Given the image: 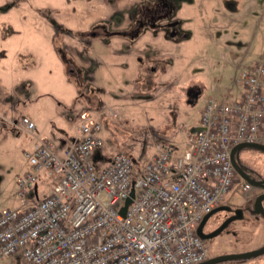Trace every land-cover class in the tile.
Instances as JSON below:
<instances>
[{"label":"built area","instance_id":"obj_1","mask_svg":"<svg viewBox=\"0 0 264 264\" xmlns=\"http://www.w3.org/2000/svg\"><path fill=\"white\" fill-rule=\"evenodd\" d=\"M237 82L240 96L206 101L198 131L178 155L161 143L143 164L115 153L100 167L95 153L103 146L102 123L87 111L61 156L49 138L37 137L23 151L28 170L16 179L22 207L0 213V258L18 255L26 264L206 261L197 227L235 186L231 151L243 143L264 145V64L255 63ZM20 127L33 134L36 125L22 117ZM36 185L44 191L30 202ZM239 189L248 192L251 185L241 179Z\"/></svg>","mask_w":264,"mask_h":264},{"label":"rangeland","instance_id":"obj_2","mask_svg":"<svg viewBox=\"0 0 264 264\" xmlns=\"http://www.w3.org/2000/svg\"><path fill=\"white\" fill-rule=\"evenodd\" d=\"M204 8L207 11L202 15ZM159 33H165L171 41L182 40L183 56L192 61L189 69H181L180 82L193 80L208 90L217 74L222 75L227 68L222 59L229 58L230 63L244 56L250 63L244 71L256 62L264 63V0H0V104L13 109L21 99V112L70 132L73 125L68 119H72L74 106L84 94L92 92L85 67L93 63L95 56L109 55L104 44L111 39L131 41L139 36L135 45H140L142 40L151 42ZM160 62L164 61L148 64L153 69ZM207 64L212 67L207 68ZM10 65L14 69L2 68ZM141 65L147 66L143 61ZM150 76L146 74V81L150 82ZM237 92L238 89L233 94ZM205 94L206 98L208 91ZM201 104L202 100H198L193 109L173 105L178 111L167 113V118L172 116L175 123L180 117L179 123L186 126L185 122L197 121ZM64 108L67 119L60 113ZM102 113L113 114L108 106ZM5 115L0 110V132L7 134L0 136V213L22 207L16 195L15 176L26 172L28 166L22 155L27 134H14ZM112 119L119 133L115 142L118 147L113 146L116 153L129 154L139 164L148 161L152 148H147L161 144L164 131L154 125L144 129L125 127L117 114ZM140 149H147V154H140ZM243 151L246 154L241 159L264 179V152L250 148ZM240 184L241 177L237 176L223 204L230 207L231 213L218 211L204 227V231H213L235 209L242 210V219L231 222L218 236L206 241L209 258L264 246L263 231L257 224L264 218H253L250 212L254 211L255 190L242 193ZM11 259L14 257L0 258V264ZM20 259L22 262L15 264H26ZM227 264H264V255Z\"/></svg>","mask_w":264,"mask_h":264},{"label":"crops","instance_id":"obj_3","mask_svg":"<svg viewBox=\"0 0 264 264\" xmlns=\"http://www.w3.org/2000/svg\"><path fill=\"white\" fill-rule=\"evenodd\" d=\"M206 11V8H204V12H201V14L204 15ZM256 27L258 28L257 24ZM111 37L115 36L113 35ZM138 37L131 41L128 39H111L110 42L104 44L109 50V55L95 56L93 58L94 64L91 63L88 66L89 69L85 67L87 68L86 73L88 80L90 84H92V92L90 90L88 96L84 94L80 102L78 101L79 104L74 106L73 116H71L72 119H68L72 121L71 125H73L70 132L66 130L63 132L62 128H53L48 122H42L37 116L29 117L27 114L21 112L20 109L24 103V101L21 102V99H18L17 107L13 109H6L4 105L0 104V110L7 113V115H5L6 121L14 134L17 135L21 132H25L20 127V119L22 116L29 117L36 125L33 134L25 132L27 134V139L25 141L26 148L22 150V155L23 151H28L32 148L37 137L45 136L51 139L56 147L58 155L61 156L64 148L68 146L76 136L78 116L82 111L91 112L95 118L99 119L102 123L100 136L103 140V146L95 153V157L100 160L98 165L100 167L106 166L111 162L112 157L116 153L113 146L118 147L115 142L119 137V133L116 129L117 125L113 123L114 119H112V115L115 114H117L119 119L122 118V125L125 127H130L131 129H144L156 126V128L164 131L160 142L172 145L174 148V155H178L187 148L189 137L198 130L200 114L208 98H233L242 94V87L237 80L240 73L244 71L245 66L250 64L244 56L238 57L236 60L230 62L231 64L228 63L229 58H226V60L222 59V64L225 63L227 67L224 69L225 72L222 71V75L217 74V78H214L213 84L208 85V90H206V87L203 86L202 83L193 80L190 82H180L181 69L183 67H188L189 69L190 63H192L188 56H183L181 50L182 40L171 41L165 33H159L151 42L142 40L140 45H135V43L140 40ZM177 47H179L180 50L176 53L174 50ZM156 60H163L164 62H160L159 64L155 63L156 65L151 69L150 67L153 66ZM142 61L143 64L145 63L147 66H142ZM209 65L207 64L206 67L208 68ZM2 68L4 71L10 70L11 65L9 68L8 66ZM11 69H14V67ZM146 74H151V76L148 77L151 85L149 80L146 81L145 79L147 78ZM66 80L68 83H71L68 79ZM236 89H238L237 94H233V91ZM206 91H208L210 96L207 95L205 98ZM198 100H202L201 105L203 106L196 112L197 121L193 123L191 121L189 123L185 122L187 127L183 123H179L181 120L180 117L175 123H173L174 121L172 122L173 119L175 120L172 116L170 118L168 116L167 118V113L173 115L174 110L178 111L173 105L178 104L180 108L193 109ZM105 106H108L109 111L113 114H109V116L102 113ZM60 113L61 116L64 115L67 119V108L61 110ZM2 124L3 123L0 121V125ZM129 131L134 133L132 130ZM1 134H4V137L7 136L6 133L0 132V136ZM14 140L17 139L14 138ZM151 148L152 150L148 153L149 156H147V159L151 158L156 153L157 146L152 145L147 149ZM147 149H140V154H147ZM244 154H246V152L242 150L240 152V157L241 155L245 156ZM241 160L243 161V159ZM248 167L250 166L248 165ZM250 169L254 171L251 167ZM20 176H15V186L16 179ZM43 178L48 180L46 175H42V179ZM43 191L44 188L42 186H34L30 191V202L36 200V196L37 198L41 197ZM260 193L262 192L255 190L254 194L258 195ZM262 204L264 207V201ZM257 216L258 215H252L253 218ZM257 224L261 231H263L264 236V221L261 219ZM17 261L20 263L22 262L18 255L5 263L15 264Z\"/></svg>","mask_w":264,"mask_h":264},{"label":"water","instance_id":"obj_4","mask_svg":"<svg viewBox=\"0 0 264 264\" xmlns=\"http://www.w3.org/2000/svg\"><path fill=\"white\" fill-rule=\"evenodd\" d=\"M244 148L257 149V150L264 152V145L253 144V143H250V144L243 143V144H239V145L235 146L231 151V162H232L233 168L235 169L237 174L242 179H244L247 183H249L253 188H257V189L262 190V193L258 194L255 198L254 211L253 212L255 214L261 215L264 218V207L262 204L264 201V179L257 180V179L250 177L241 168V166H239L237 159H236V154H237V152L243 150ZM95 160H97L96 157H95ZM132 196H133V193H131L130 196L125 200L123 207L120 209L121 215H123V216L125 215L126 209L131 202ZM218 211H226L228 213H231L230 207L220 206V207L215 208L208 215H206L197 227V235L202 240L207 241V240H211V239L215 238L223 230H225L231 222L242 219V210L241 209H235L233 211V215L225 218L224 221L218 227H216L213 231H211L209 233H204L203 228L207 224L206 221L208 220L209 217H212V215L217 213ZM261 255H264V246L261 248L255 249V250L245 251V252H241V253L223 254V255L215 256V257L209 258L208 260H206L200 264H220V263H224L227 261L250 260V259L257 258Z\"/></svg>","mask_w":264,"mask_h":264},{"label":"flooded vegetation","instance_id":"obj_5","mask_svg":"<svg viewBox=\"0 0 264 264\" xmlns=\"http://www.w3.org/2000/svg\"><path fill=\"white\" fill-rule=\"evenodd\" d=\"M159 11H161V10H159ZM161 13H162L163 15L166 14V12H164V10H162ZM155 20H156V17L153 18V21H155ZM159 22H160V21H159ZM148 25H150L149 27H152V28L155 26V24H148ZM241 151H242V150H241ZM241 151L237 152V154H236V159H237L238 164H239V163H240V164H241V163H242V164H245V163H244L245 161L243 160V161H244V162H243V161L241 160V157H240V152H241ZM240 164H239V166H240ZM241 168H242V167H241ZM246 173H247V172H246ZM247 174H248V173H247ZM248 175H249L250 177L255 176V174H252L251 171L249 172ZM254 189H255V188H252V190H254ZM210 218H211V217H209L208 220L206 221L207 223H208V221H209ZM204 227H205V226H204ZM203 232H204V233H209V232H211V231H209V230H208V231H207V230L204 231V228H203Z\"/></svg>","mask_w":264,"mask_h":264},{"label":"trees","instance_id":"obj_6","mask_svg":"<svg viewBox=\"0 0 264 264\" xmlns=\"http://www.w3.org/2000/svg\"><path fill=\"white\" fill-rule=\"evenodd\" d=\"M240 164V163H239ZM240 166L242 167V169L245 171V172H247L248 174H249V172L251 171V173L252 174H256L254 171H252L251 169H250V167H248V165H246V164H240ZM254 179H257V180H261V179H263V177H261L260 175H255V176H252ZM253 198L255 199V196H253ZM250 212H252L251 214L252 215H256L255 213H253V211L251 210ZM244 260H239V261H236V262H243ZM233 262H235V261H227V262H225L226 264L227 263H233Z\"/></svg>","mask_w":264,"mask_h":264}]
</instances>
